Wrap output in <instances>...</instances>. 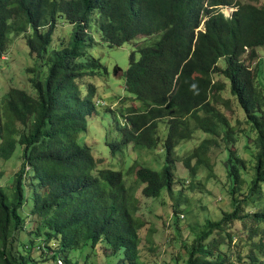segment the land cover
<instances>
[{"label":"trees","instance_id":"trees-1","mask_svg":"<svg viewBox=\"0 0 264 264\" xmlns=\"http://www.w3.org/2000/svg\"><path fill=\"white\" fill-rule=\"evenodd\" d=\"M252 1L0 0V55L13 36L24 35L30 55L41 63L30 71L46 67L30 78L32 93L11 88L0 97V161L11 160L19 149L23 159L12 186L0 183V264L39 263L31 251L19 256L16 249L29 220L22 209L30 204L40 219L37 235L44 236L46 246L59 240L50 264H61V258L73 264L61 250L89 243L97 247L103 240L116 253L124 252L119 264H138L144 221L136 214V192L143 186L147 197H159L163 190L173 193L175 150L197 131L225 143L233 210L217 222L207 221L185 247L186 264H264V73L258 56V48L264 47V4ZM221 6L236 9L227 17ZM61 18L74 26L73 35L66 47L52 49ZM204 20L205 31H197ZM94 27L111 47L143 39L131 53L125 74L127 92L142 105L123 109L127 123L118 121L122 139L111 146L117 155L131 145L153 150L162 144L165 160L159 169L133 164L128 171L136 169L134 184H127L124 171L99 170L92 148L80 142L98 108L96 87L91 85L85 95L80 81L96 77L103 67L89 52L96 40L90 34ZM215 75L229 81L254 135L255 165L249 181L248 163L229 148L237 138L217 107L224 101L225 86ZM161 124L166 125L165 140ZM210 142L204 140L185 160L195 180L201 169L212 170ZM2 176L0 172V180ZM251 206L257 210L246 211ZM235 222L240 223L236 231ZM215 232L218 236L211 239ZM238 233L237 247L249 250L229 255L222 248ZM29 243L33 246L35 240Z\"/></svg>","mask_w":264,"mask_h":264},{"label":"rangeland","instance_id":"rangeland-1","mask_svg":"<svg viewBox=\"0 0 264 264\" xmlns=\"http://www.w3.org/2000/svg\"><path fill=\"white\" fill-rule=\"evenodd\" d=\"M248 1V0H242ZM258 5L264 4V0L252 1ZM235 7L223 6L221 10L230 17ZM97 21L95 16L94 18ZM204 24L201 29H204ZM74 26L61 18L57 21L56 30L53 35L51 48L63 49L66 47L73 35ZM90 34L96 39L94 47L89 49L90 55L100 60L103 67L101 73L96 77H86L80 81L85 95L88 94L90 86L97 89L98 101L97 112L89 117V131L82 135L80 142L89 145L98 161V169H112L124 171L127 184H134L136 181L135 171L131 173L128 169L135 163L159 169L164 164L165 151L163 145L155 149H134L131 146L122 153L115 155L111 144L122 139V133L118 121L124 125L127 121L123 118V109L139 108L141 103L133 95L127 92L126 72L130 64V55L142 44L143 39L139 37L122 47H111L102 41V33L97 28H90ZM7 50L0 55V97H3L11 88H20L32 93L30 78L35 74H43L46 67L41 66L37 73L30 70L38 67L41 63L35 61L30 55L24 35L13 36L7 45ZM89 55V54H88ZM89 55V56H90ZM259 61L264 73V47L258 48ZM94 58V59H95ZM219 66L224 67L220 62ZM41 70V73H40ZM118 71V73H116ZM216 82L225 86L217 107L226 115L227 119L235 128L237 142L229 148L248 164V181L253 176L255 165L253 157L256 154L253 147L254 135L245 123V114L238 105L237 100L230 93V83L223 76L215 75ZM115 112V113H114ZM117 116V117H116ZM166 125H160L159 132L162 140H165L164 130ZM241 131L242 133L238 132ZM253 136L248 140L245 136ZM211 139L207 158L210 161L209 168L198 171L195 180L185 166L187 156L198 147L204 140ZM250 143L252 154L245 147ZM22 149H19L15 156L9 160L0 161V172L3 176L0 183L5 187H11L15 175L23 165ZM176 159L175 176L177 182L174 192L163 190L159 197H147L142 193L140 186L136 192L138 198L137 215L144 221V226L139 231L140 242L138 246V264H186V249L197 239L198 234L204 229L208 220L219 221L225 212H232L231 195L229 193L230 183L225 171L224 163L228 159L225 143L222 139H215L209 134L197 131L190 141H183L175 150ZM194 165V161L192 163ZM137 168V167H136ZM28 191L33 193L32 188ZM177 206V207H176ZM33 204L22 209V213L29 217L26 230L19 235L16 244L18 255L32 252V256L38 264H50L51 256L57 247L58 242H51L46 246L44 236L37 235V227L40 219L32 213ZM177 210V214H176ZM256 207H246V211H255ZM240 228V223L235 222L234 230ZM247 236V233L242 235ZM217 232L211 236V239ZM240 234L234 238L232 244L222 249L229 255L236 251L247 253L248 247H237L240 241ZM35 240L34 245L29 243ZM244 244V242L242 243ZM42 245V247H41ZM32 246V247H31ZM60 254L70 259L73 264H119L125 258L124 252L116 253L111 244L103 240L97 247L91 243L81 249L61 250Z\"/></svg>","mask_w":264,"mask_h":264},{"label":"clouds","instance_id":"clouds-1","mask_svg":"<svg viewBox=\"0 0 264 264\" xmlns=\"http://www.w3.org/2000/svg\"><path fill=\"white\" fill-rule=\"evenodd\" d=\"M221 7H223V6H221ZM235 9H236V8H234L233 11H234ZM221 11H222V10H221ZM222 12H223V11H222ZM223 13H224V12H223ZM224 14H225V13H224ZM232 14H233V13H232ZM225 16H226V15H225ZM231 16H232V15H231ZM231 16H230V17H231ZM228 17H229V16H228ZM204 22H205V20L202 22V24H204ZM202 24H201V25H202ZM204 26H205V25H204ZM197 31H203V32H204V31H205V28H204V29H201V26H200V27L197 29ZM97 103H98V101H97ZM60 260H62V261H63V264H65L64 259L61 258ZM60 260H59V262H60Z\"/></svg>","mask_w":264,"mask_h":264},{"label":"built area","instance_id":"built-area-1","mask_svg":"<svg viewBox=\"0 0 264 264\" xmlns=\"http://www.w3.org/2000/svg\"><path fill=\"white\" fill-rule=\"evenodd\" d=\"M60 263H61V264H63V261H62V260H60Z\"/></svg>","mask_w":264,"mask_h":264},{"label":"water","instance_id":"water-1","mask_svg":"<svg viewBox=\"0 0 264 264\" xmlns=\"http://www.w3.org/2000/svg\"><path fill=\"white\" fill-rule=\"evenodd\" d=\"M116 73H118V71Z\"/></svg>","mask_w":264,"mask_h":264}]
</instances>
